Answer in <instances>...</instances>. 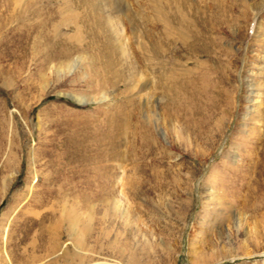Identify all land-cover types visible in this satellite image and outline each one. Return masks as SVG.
<instances>
[{
  "label": "rangeland",
  "instance_id": "374dc122",
  "mask_svg": "<svg viewBox=\"0 0 264 264\" xmlns=\"http://www.w3.org/2000/svg\"><path fill=\"white\" fill-rule=\"evenodd\" d=\"M0 264H264V0H0Z\"/></svg>",
  "mask_w": 264,
  "mask_h": 264
},
{
  "label": "bare ground",
  "instance_id": "6f19581e",
  "mask_svg": "<svg viewBox=\"0 0 264 264\" xmlns=\"http://www.w3.org/2000/svg\"><path fill=\"white\" fill-rule=\"evenodd\" d=\"M210 21V20H209ZM210 23V22H209ZM214 23V22H213ZM215 24V23H214ZM214 24H212V26L214 25ZM213 28V27H212ZM207 48L206 47H202V48H200V49H198L197 48V52L199 53V52H201V53H205V52H207ZM207 53H209V52H207ZM213 55V54H212ZM204 64V63H203ZM212 80V79H211ZM217 90V89H216ZM205 91V89H203V92H201V93H205L204 92ZM70 96V98L71 99H73L76 103H85V102H88V101H90L89 99H83V98H79V97H75V96H72V95H69ZM220 200V199H219ZM223 209H221V211H222ZM224 211V210H223ZM65 213H66V211H64ZM66 216V215H65ZM70 216V215H69ZM61 218H62V216H61ZM67 218V217H66ZM69 218V217H68ZM67 218V219H68ZM69 221V220H68ZM58 228H59V226H58ZM56 229V228H55ZM54 229V230H55ZM52 244H54V243H52ZM55 245V244H54ZM53 245V246H54ZM51 249L53 248V247H50Z\"/></svg>",
  "mask_w": 264,
  "mask_h": 264
}]
</instances>
